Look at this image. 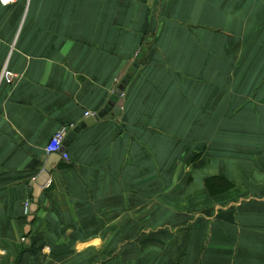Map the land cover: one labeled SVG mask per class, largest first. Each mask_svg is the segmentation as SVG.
<instances>
[{"label": "crops", "instance_id": "1", "mask_svg": "<svg viewBox=\"0 0 264 264\" xmlns=\"http://www.w3.org/2000/svg\"><path fill=\"white\" fill-rule=\"evenodd\" d=\"M127 74L120 111L64 146L28 222L51 136ZM177 173L178 220L204 213L172 243L136 194ZM0 264H264V0L0 5Z\"/></svg>", "mask_w": 264, "mask_h": 264}, {"label": "rangeland", "instance_id": "2", "mask_svg": "<svg viewBox=\"0 0 264 264\" xmlns=\"http://www.w3.org/2000/svg\"><path fill=\"white\" fill-rule=\"evenodd\" d=\"M183 139L187 140L188 138H183L182 136L178 138V134L175 137L168 135L167 145L171 147L173 146V144H176L178 140H183ZM173 148L170 149L169 151L170 153L173 152ZM191 150H197V148L191 147ZM188 160L189 159L187 157L184 160V162ZM149 165L152 167L151 169L152 177L158 178V173L160 171L163 172L164 167L163 166L160 167V164H158L154 158L151 159ZM174 165L175 163L173 162L172 164L168 166H174ZM186 166L183 165L184 172L187 173L188 176H190V172H187L188 168ZM158 169H160V171ZM175 170L178 172V167ZM175 170L173 171V173L176 172ZM170 176L172 177V175L170 174V171H168L167 178H169ZM167 181L168 182L166 184L151 185L149 191L147 192L141 191L139 194H136V197L140 196L141 194H144L145 196L147 194V197L148 195H150L149 201L152 205V209L153 210L155 209L154 211H151L149 215V218H150L149 223L151 224L150 226L152 227V229L153 228L164 229L163 231L167 232L168 235H171L170 234L171 232L173 236H170V240L172 243H174L172 239L176 236L178 232V225L182 224L186 227L189 225H192V220L195 218L196 215L200 213H204V209L202 205H199L198 207L194 208V210L191 211L190 214L183 216L182 218H180L181 220H178V207H177L178 206V188H180V186H178V173H177L176 178H173L172 181H169V179H167ZM181 189H183V192H186V191L189 192V184H187L186 186L185 185L182 186ZM194 198L195 200L198 199L197 197H194ZM135 203L136 204L142 203V199L136 200ZM159 214H162V215H159Z\"/></svg>", "mask_w": 264, "mask_h": 264}, {"label": "water", "instance_id": "3", "mask_svg": "<svg viewBox=\"0 0 264 264\" xmlns=\"http://www.w3.org/2000/svg\"><path fill=\"white\" fill-rule=\"evenodd\" d=\"M130 77V74H127L125 78L117 85V87L113 90L110 100L107 102L106 105H104L103 108H101L98 112H95L89 116H87L84 121H82L77 126H74L72 129L69 130L67 133L64 141H63V147L66 146L69 141L74 138V136L80 132L81 129L85 128L86 126L94 123L95 121H98L102 117H104L108 112L111 111L113 108L114 113H118L121 109V106L123 104V100L121 98V94L123 91V88L125 84L127 83L128 78ZM61 156L59 153H51L49 158L46 161V164L44 166V170L41 174L40 179H37V182L34 183L33 187V193H32V203L29 208V216L27 218L28 222H30L33 219L34 212L37 209V201L40 193L42 192V186L45 180L49 178V173L51 170V164L53 162H56L60 160Z\"/></svg>", "mask_w": 264, "mask_h": 264}, {"label": "built area", "instance_id": "4", "mask_svg": "<svg viewBox=\"0 0 264 264\" xmlns=\"http://www.w3.org/2000/svg\"><path fill=\"white\" fill-rule=\"evenodd\" d=\"M16 1L17 0H0V5L8 6ZM15 77L16 76L12 71L8 70L7 68H3L1 73V78L4 79L7 83L11 84L14 81ZM88 113L89 112H85V115L88 116ZM72 128L73 127L71 125H66V124L60 125L59 128L55 131V133L51 136V138L49 139V141L47 142L44 148L46 154L59 153L64 161L68 160V154L64 150L63 141L69 130ZM29 207H30L29 201H25L23 204L24 213H29Z\"/></svg>", "mask_w": 264, "mask_h": 264}]
</instances>
